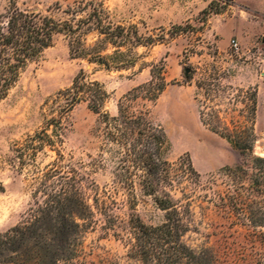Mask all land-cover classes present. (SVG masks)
Returning a JSON list of instances; mask_svg holds the SVG:
<instances>
[{
    "label": "rangeland",
    "instance_id": "rangeland-1",
    "mask_svg": "<svg viewBox=\"0 0 264 264\" xmlns=\"http://www.w3.org/2000/svg\"><path fill=\"white\" fill-rule=\"evenodd\" d=\"M11 1L23 9L66 19L71 15L65 10L75 0H0V13L8 10ZM102 1L114 24L136 25L142 38L153 36L155 43L129 44L123 50L129 51L136 65L108 70L72 57L70 38L57 34L52 45L22 69L0 101V181L5 187L0 193V233L29 216L35 191L51 166L70 168L78 175L89 203H93L96 194L109 196L115 214L121 220L127 218L129 195L116 188L114 163L103 148L99 115L87 101L76 104L68 118L62 120L67 128L62 136H52L54 147L42 145L41 140L46 137L47 119L58 114L60 108L53 103V97L71 86L81 69L89 79L104 85L108 92L104 110L114 115L119 99L150 80L155 65L157 71L162 68L167 85L152 105L151 116L168 136L166 158L177 161L183 157L177 166L179 188L189 192L194 201V227L184 235V241L196 249L210 247L218 264H264V235L257 234L264 228L230 224L203 198L206 188H220L225 180L220 174L223 167L235 166L243 159L240 150L211 126L253 124V147L264 141V31L259 32V23L264 26V0ZM253 2L259 3L261 11L250 8ZM210 4L212 10L204 12ZM254 19L256 24L251 23ZM234 30L243 31L244 37L230 35ZM83 38L86 44H94L98 35L91 32ZM232 38L239 41V52L232 49ZM112 50L108 45L103 53ZM46 132L52 133L50 129ZM253 147V156L264 157L255 155ZM188 158L199 175L190 169ZM215 180L217 183L213 184ZM134 192L141 217L151 224L161 222L163 212L152 197L141 194L139 188ZM95 219H99L98 224L84 233L83 261L143 264L128 254L122 225L116 227V233L106 232L101 215L96 214Z\"/></svg>",
    "mask_w": 264,
    "mask_h": 264
},
{
    "label": "trees",
    "instance_id": "trees-1",
    "mask_svg": "<svg viewBox=\"0 0 264 264\" xmlns=\"http://www.w3.org/2000/svg\"><path fill=\"white\" fill-rule=\"evenodd\" d=\"M210 10L212 4L204 12ZM65 12L71 17L56 18L20 8L11 1L8 10L0 13V101L16 83L22 69L38 59L57 34L70 38L72 57L86 59L108 70L130 69L136 65L129 51L123 50L129 44L155 43L153 36L142 38L136 25L114 24L102 0H75ZM91 32L98 39L94 44H86L83 37ZM108 45L113 47L112 52L103 53ZM157 68L153 66L150 80L133 87L119 99L114 115L104 110L108 98L104 85L89 79L81 69L72 85L53 97V103L60 108L58 114L47 119L46 137L41 140L42 145L54 147L52 136H62L67 128L62 120L68 118L76 104L87 101L89 108L99 115L103 148L114 163L116 188H122L129 195L127 218L121 220L115 214L109 196L102 198L96 194L93 203H89L76 173L70 168L51 166L35 191L29 216L0 233V264H87L81 258L83 238L87 229L98 224L96 214L101 215L106 232L116 233V227L122 225L128 254L143 264H218L217 255L210 247L196 249L183 239L194 227V201L189 192L179 188L177 166L183 157L177 161L166 158L168 136L151 116L152 105L167 85L162 68L158 71ZM255 112L253 107V118ZM201 118L204 121L202 109ZM48 129L52 133L46 132ZM211 129L240 150L243 159L235 166L220 170L225 180L220 188H206L204 201L212 203L230 224L264 228V157L251 154L256 139L253 124L224 123ZM187 163L199 175L190 158ZM136 188L152 197L163 212L161 222L148 223L137 212ZM4 190L0 181V193ZM257 234L264 235V231Z\"/></svg>",
    "mask_w": 264,
    "mask_h": 264
},
{
    "label": "crops",
    "instance_id": "crops-1",
    "mask_svg": "<svg viewBox=\"0 0 264 264\" xmlns=\"http://www.w3.org/2000/svg\"><path fill=\"white\" fill-rule=\"evenodd\" d=\"M250 6H251L250 8L253 9V10H255V11H261V9H262V7L259 6V3L256 4V2H253V4L250 5ZM256 21H257V19L251 20V23L254 22L256 24ZM262 29L264 31V26H263V24H260L259 23V32ZM230 35H234V36L236 35L238 37H244V32L243 31L234 30Z\"/></svg>",
    "mask_w": 264,
    "mask_h": 264
},
{
    "label": "built area",
    "instance_id": "built-area-1",
    "mask_svg": "<svg viewBox=\"0 0 264 264\" xmlns=\"http://www.w3.org/2000/svg\"><path fill=\"white\" fill-rule=\"evenodd\" d=\"M231 47L235 52H239L241 47L239 44V41L237 40V38H232L231 39Z\"/></svg>",
    "mask_w": 264,
    "mask_h": 264
},
{
    "label": "bare ground",
    "instance_id": "bare-ground-1",
    "mask_svg": "<svg viewBox=\"0 0 264 264\" xmlns=\"http://www.w3.org/2000/svg\"><path fill=\"white\" fill-rule=\"evenodd\" d=\"M257 151L260 155L264 156V141L258 142L257 143Z\"/></svg>",
    "mask_w": 264,
    "mask_h": 264
},
{
    "label": "water",
    "instance_id": "water-1",
    "mask_svg": "<svg viewBox=\"0 0 264 264\" xmlns=\"http://www.w3.org/2000/svg\"><path fill=\"white\" fill-rule=\"evenodd\" d=\"M188 71V69L186 70V72ZM253 153L255 154V155H260L259 153H258V151H257V143H255V145H254V147H253Z\"/></svg>",
    "mask_w": 264,
    "mask_h": 264
}]
</instances>
